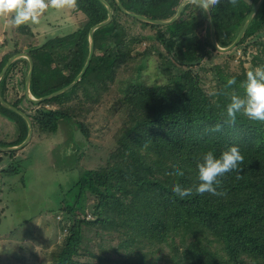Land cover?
<instances>
[{"label": "trees", "instance_id": "1", "mask_svg": "<svg viewBox=\"0 0 264 264\" xmlns=\"http://www.w3.org/2000/svg\"><path fill=\"white\" fill-rule=\"evenodd\" d=\"M182 1L121 0V3L128 13L163 21L175 15ZM73 3L87 23L66 37L45 43L41 48L44 50L42 56L32 54L31 92L36 98H45L74 83L89 59L91 30L108 19V11L100 0H73ZM209 7L218 39L225 43L250 12L241 0L217 1ZM120 9L116 6L115 11ZM190 9L207 14L199 3H190L185 6L182 16ZM142 23L160 29L157 40L170 55L189 68L198 62L208 47L197 33L204 28L203 20L178 19L165 26ZM111 25L115 54L106 49L99 53L105 46L103 33L97 30L91 62L77 85L88 83L90 78L92 82H104V77L121 65V54L126 52L123 56L128 55L124 26L116 19ZM249 36L247 32L240 43ZM8 60L9 57H5L0 63V73ZM53 63L59 66V71L48 80L43 79L41 76ZM220 78L227 85L229 78L221 73ZM180 80L184 82L181 92L167 86L133 90L128 101L149 116L126 131L120 150L121 164L111 168L98 170L80 166L86 142L76 139L75 135L79 132L88 140L89 132L74 117L61 110H49L36 118L39 127L36 130L34 126V129L39 134L49 132L57 136L66 133L59 172L77 174L72 183L59 182L58 199L55 197L57 207L43 213L59 212L69 223L64 243L55 254L58 264H147L144 247L158 244L175 247L166 264H264V128L240 114L235 123H225L227 97H223L224 105L218 107L190 70ZM55 81L59 84L54 85ZM239 81L240 78H236V84L232 86H239ZM72 90L46 102L54 104ZM19 105V102L12 104L21 111ZM0 110L4 114H13L24 123L18 138L11 143L0 142V147H14L25 142L29 129L24 118L1 103ZM217 123L222 125L220 130L211 131ZM232 145L239 147L244 161L238 174L232 172L222 178L218 190L225 195L197 194L193 190L190 197L180 199L171 192L174 182L186 187L198 183L196 165L205 150L214 149L219 155ZM13 155L14 151L8 153V156ZM31 155L32 152L24 159L14 158L13 169L8 164L2 171L8 175L9 182L19 177L21 186L26 188L29 165L25 163ZM3 160L0 157V163ZM177 166L183 170V176L172 171ZM89 195L96 200L94 220L87 219ZM37 215L42 213H35L33 217ZM95 225L109 231L114 228V233L121 235L118 248L124 249L125 253L115 259L94 255L95 262L79 261L85 228Z\"/></svg>", "mask_w": 264, "mask_h": 264}, {"label": "rangeland", "instance_id": "2", "mask_svg": "<svg viewBox=\"0 0 264 264\" xmlns=\"http://www.w3.org/2000/svg\"><path fill=\"white\" fill-rule=\"evenodd\" d=\"M184 1L176 8L174 16L163 21L172 20ZM198 1L200 3V0ZM241 1L250 12L226 43L218 39L216 31L215 36L213 35L207 8L205 9L208 15L201 10L190 9L184 16L182 11L185 6L181 9L178 19L204 21V28L197 33L208 44L198 62L189 68L170 55L164 45L157 40L156 35L160 29L145 26L142 23L144 21L133 19V14L123 9L121 0H100L108 11V23L95 30L96 32L100 29L104 36V42H101L105 47L99 53H103L105 49L108 53L116 52L113 48L111 25L115 19L125 28L124 41L129 53L126 56H123L126 52L121 54V65L112 69L109 75L104 77V82H92V78L88 83L77 85V82L74 90L73 87L68 90L72 91L66 98L54 104L47 103L48 99L36 98L31 92L32 75L30 78L28 73L30 64L34 62L32 57L34 54L42 56L44 50L41 48L51 39L74 33L79 25V18L76 20L75 17L69 16L71 8L68 5L62 8L50 6L40 17V23L37 25L13 27L9 23V18L0 17V63L5 57H9L7 64L11 61L9 65L5 64L0 73V100L8 106L20 103L21 111L14 108L24 118L28 129L29 123L25 115L32 128L35 126L38 130L36 118L49 110H61L85 125L89 132L88 140L79 132L75 135L76 139L86 142L83 148L84 157L80 162L83 168L102 170L121 164L120 150L124 134L135 122L149 116L128 101L136 87L167 86L181 92L184 89V82L180 77L190 70L205 94L218 107L224 105L223 97L229 99L233 92L243 95L246 72L258 65H264V0ZM69 2L74 5L73 0H68ZM116 6L121 8L120 11H115ZM252 13L253 18L248 22ZM244 29L245 33L239 43L232 46ZM247 32L250 36L241 44ZM220 73L226 78H240L239 86H226L224 82L222 83ZM58 84V81L54 82V85ZM252 122L264 128V122ZM21 127H24L22 120H17L13 114H4L0 110V142L11 143L17 139ZM65 134L64 132L57 136L49 134L48 139L36 148L37 143L31 141L33 133L28 134V140L23 142L24 145L22 143L14 147H0V157L9 163L10 168L18 153L22 152L26 156L35 149L29 161L25 163L29 165L25 178L26 188L21 186L19 177L12 178L0 188V193L3 194L0 196V264H58L55 261V254L64 243L69 223L59 212L51 215L43 213L57 207L55 197L58 199L59 182L66 185L77 177L76 172H59L62 164L60 159L63 158L60 152L64 145L62 142L66 138ZM11 151H14V155L8 156ZM7 167V164L0 165V173L2 174ZM88 197L87 219L94 220L96 200L91 195ZM39 212L42 215L33 217ZM26 220L30 222L27 223ZM114 232V228L109 231L102 229L100 225L86 227L78 260L95 262L94 255L119 258L125 250L118 248L121 235ZM177 243L180 244L179 239ZM174 248L159 244L145 246L143 253L147 256V264H166Z\"/></svg>", "mask_w": 264, "mask_h": 264}, {"label": "clouds", "instance_id": "3", "mask_svg": "<svg viewBox=\"0 0 264 264\" xmlns=\"http://www.w3.org/2000/svg\"><path fill=\"white\" fill-rule=\"evenodd\" d=\"M67 0H0V17L9 18L13 27L40 23V17L51 6L62 8ZM217 0H200V6L207 8L209 3ZM236 84V78L230 77L226 86ZM225 123H235L237 115H243L250 121L264 122V65H258L246 72L243 95L233 94L225 106ZM221 124L217 123L211 131H219ZM244 156L237 145L230 146L227 150L217 155L214 149L205 150L196 165V180L193 187H186L178 182L171 186V192L180 199L190 197L193 190L197 194L205 192L213 196H223L221 190L222 178L229 173H239ZM172 171L177 176H183V170L177 166Z\"/></svg>", "mask_w": 264, "mask_h": 264}, {"label": "water", "instance_id": "4", "mask_svg": "<svg viewBox=\"0 0 264 264\" xmlns=\"http://www.w3.org/2000/svg\"><path fill=\"white\" fill-rule=\"evenodd\" d=\"M198 2H199L198 0H185V1L182 3L180 9L178 10L176 16H175L172 20H170V21H155V20H151V19H148V18L143 17V16H140V15H136V14H133L132 16L135 17V18H137V19H139V20H142V21H144V22H147V23H150V24H154V25H168V24H171V23H173L174 21H176V20L178 19V16H179L180 13H181V9L184 8V6H186V5L190 4V3H198ZM199 4H200V3H199ZM123 9H125V8L123 7ZM207 9H208V11H209L210 18H211V24H212V29H213V35L215 36V25H214L213 18H212V15H211L210 7H207ZM252 18H253V13L250 15V17H249V21H248V22H250V21L252 20ZM107 23H108V19H107V21H105L104 23H101V24L95 26V27L91 30V32H90V42H91V46H90V55H89V59H88V61H87V63H86L85 68L83 69V72L79 75V77H77V79L74 81V83H72V84L69 85L68 87H66V88H64V89H62V90H60V91H58V92H56V93H53V94L50 95V96H47V97H45V98H42L41 100L51 99V98H53V97H55V96H57V95L63 94L64 92H66V91H68L69 89H71L72 87H74V85H75V84L81 79V77L83 76V74L85 73V71L87 70V68H88V66H89V64H90L91 59H92V56H93V53H94V47H93V40H94V36H93V35H94V32H95L96 29L102 27L103 25H106ZM244 31H245V29L242 31V33L239 35L238 39L235 41V43H234L232 46H235L237 43H239V41L241 40V38L243 37V35H244V33H245ZM215 46H217V45L215 44ZM10 62H11V61H10ZM10 62H9L7 65H9ZM30 78H31V77H30ZM30 78H29V79H30ZM39 101H40V100H39ZM0 102H1V104H2L3 106H5L6 108L11 109V110H13V111H15V112H19V111H18L17 109H15L13 106H8L6 103H4V102L1 101V100H0ZM24 117L27 119V121H28V123H29V135H31V133H33V128H32L31 122L28 120V117H27L26 115H25ZM27 140H28V139H27ZM25 142H26V141H25ZM25 142H24V143H25ZM24 143H23V145H24ZM2 149H3V148H2Z\"/></svg>", "mask_w": 264, "mask_h": 264}, {"label": "crops", "instance_id": "5", "mask_svg": "<svg viewBox=\"0 0 264 264\" xmlns=\"http://www.w3.org/2000/svg\"><path fill=\"white\" fill-rule=\"evenodd\" d=\"M65 5H68L71 8L70 14H69L70 17H75L76 20L79 18V25H78L79 27L77 26V30L79 28H82L87 23L86 17L83 16L82 14H80L79 11H76L75 6L72 5L70 2L68 3V0L65 3ZM61 37H65V36H59L57 38H61ZM33 65H34V62H32V64H30V69H29L28 77H31V75H32ZM58 71H59V66L56 63H53L52 66H51V69L47 73L43 74L41 77H43V79L45 78V80H48L50 77H53ZM49 134H51V133H44V134L40 133L39 134L35 129H33V136H32L33 138H32L31 141L34 142V144L37 143V144H35V148H36V146L42 144L45 140H47L48 137L50 136ZM37 136L40 137V138H36ZM44 136H46V137H44ZM52 139H54V138L52 137ZM53 145H54V142H53L52 146ZM34 150L35 149H32V153H33ZM52 150H54V149H52ZM26 157L27 156H24V154H22V152H21V153H18L17 156H15L14 158L17 159V160H20V159H24ZM51 157H52V151H51ZM6 164L8 166L9 163H6L4 160L0 163V165H6ZM8 179H9L8 175H6L3 172H2V174L0 173V188H1V186H4V184L9 183V180ZM2 195L3 194L0 193V196H2Z\"/></svg>", "mask_w": 264, "mask_h": 264}]
</instances>
